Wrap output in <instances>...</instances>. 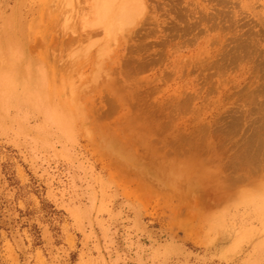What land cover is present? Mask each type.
Returning a JSON list of instances; mask_svg holds the SVG:
<instances>
[{
	"label": "rangeland",
	"instance_id": "rangeland-1",
	"mask_svg": "<svg viewBox=\"0 0 264 264\" xmlns=\"http://www.w3.org/2000/svg\"><path fill=\"white\" fill-rule=\"evenodd\" d=\"M126 1L0 0V264H264V0Z\"/></svg>",
	"mask_w": 264,
	"mask_h": 264
},
{
	"label": "bare ground",
	"instance_id": "bare-ground-1",
	"mask_svg": "<svg viewBox=\"0 0 264 264\" xmlns=\"http://www.w3.org/2000/svg\"><path fill=\"white\" fill-rule=\"evenodd\" d=\"M96 1H97V0H96ZM104 1H105V0H104ZM112 1H114V0H110V1L108 0V2H109V3L111 2V4L113 5L114 3H113ZM134 1H135V0H134ZM134 1H132L130 4H129V1H128V2L126 1L127 3H126V2L122 3V4H127V5L129 4L130 6H132V7L129 8V10L126 9L125 7H124L125 9H123V10L120 9V10H119V12H121V16L124 17L125 20H126V19H127V20H132V19H131V18H132L131 16L133 15V12H136L135 10L138 11V9H136V8H137V5H136L137 1H135L136 3H135ZM106 2H107V1H106ZM115 2H116V0H115ZM141 2H142V1H141ZM99 4H100V3H99ZM106 4L108 5V3H106ZM111 4L109 5V6H110L109 8H111V6H112ZM141 4H142V3H139V5H141ZM107 5H105V6H107ZM117 6H118V5H117ZM119 6H120V5H119ZM141 6H142V5H141ZM97 8H99V7H97ZM118 8H119V7H118ZM118 8H117V9H118ZM139 8H141V7H139ZM69 10H70V9H69ZM99 10H100V9H99ZM107 10H108V9H107ZM140 10H141V9H140ZM96 11H97V10H96ZM102 11H104V9H102ZM122 11H123V12H122ZM125 11H126V13H125L124 15H122V13H124ZM138 13H139V12H138ZM119 14H120V13H119ZM119 14H118V15H119ZM224 14H225V13H224ZM103 15H104V14H103ZM135 17H136V16H135ZM133 19H134V18H133ZM127 20H126V21H127ZM122 22H123V21H122ZM120 23H121V22H120ZM127 23H128V22H127ZM124 25H125V24H124ZM254 35H255V34H254ZM263 87H264V86H263ZM258 95H259V94H258ZM262 95H263V94H262ZM257 97H258V96H257ZM256 121H257V120H256ZM259 123H260V122H259ZM260 126H261V125H260ZM255 127H256V126H255ZM262 128H263V127H262Z\"/></svg>",
	"mask_w": 264,
	"mask_h": 264
}]
</instances>
